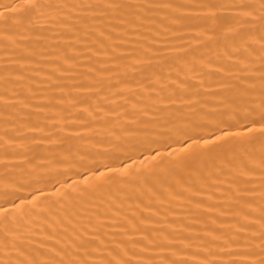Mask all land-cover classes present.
Listing matches in <instances>:
<instances>
[{"label": "bare ground", "instance_id": "6f19581e", "mask_svg": "<svg viewBox=\"0 0 264 264\" xmlns=\"http://www.w3.org/2000/svg\"><path fill=\"white\" fill-rule=\"evenodd\" d=\"M264 0H0V264H264Z\"/></svg>", "mask_w": 264, "mask_h": 264}, {"label": "snow or ice", "instance_id": "6c2138e0", "mask_svg": "<svg viewBox=\"0 0 264 264\" xmlns=\"http://www.w3.org/2000/svg\"><path fill=\"white\" fill-rule=\"evenodd\" d=\"M262 131H264V129H262Z\"/></svg>", "mask_w": 264, "mask_h": 264}]
</instances>
